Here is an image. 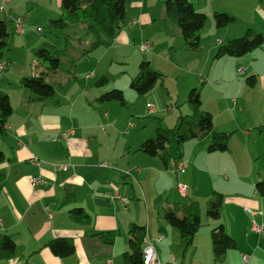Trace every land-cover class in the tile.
I'll use <instances>...</instances> for the list:
<instances>
[{
	"label": "crops",
	"instance_id": "1",
	"mask_svg": "<svg viewBox=\"0 0 264 264\" xmlns=\"http://www.w3.org/2000/svg\"><path fill=\"white\" fill-rule=\"evenodd\" d=\"M259 1L260 4H257L256 0H253L254 8L247 17L240 14L238 8L230 9L228 6L222 8L234 15L235 22L238 19V25L232 26L234 22L220 31L210 29L209 34H200L201 41L207 39L209 44L205 47L201 46L197 53V62L192 69L189 68L188 72L195 74L197 80L198 73L203 72L204 74L200 76L205 75V78L201 81L210 82L214 86L212 91L225 84L227 79H232L230 81H236L237 85L230 97L238 95L242 98L248 87L241 78L237 77V66V69H242L241 74H250L246 78L254 76L253 89L258 88L264 91V48L239 57L214 58L221 44L233 37H239L248 28L264 35V0ZM163 2L164 0L156 2L160 10L163 8ZM206 3H209V0H206ZM211 5H209L210 10ZM214 8L213 12L221 9L218 6ZM22 9L20 0H10L4 5L3 10H0V18L8 19L7 23L14 30V20L20 18L14 15ZM126 9H128L126 11L129 18L116 33L113 43H128L132 38L142 35L141 38L147 28L151 27L155 32L166 33L168 31L166 41L169 40L172 45L169 53L174 51L175 58L176 56H190L192 60L195 58L194 55H190L191 51L185 48L184 42L179 45L180 47L174 48V41L180 38L181 33L179 28L177 30L172 23L163 20L164 8L163 16H161L162 11L150 10L148 6L146 7V0H126ZM49 17L51 14H48ZM21 27L24 30L22 21ZM13 32L18 33L15 30ZM9 38L10 32L8 44ZM8 51H11L10 45ZM167 57L169 58L170 54ZM149 62L154 70L161 72L159 66L154 65L157 63L156 60ZM33 63L32 67L24 72L27 74L21 77L38 73L34 70ZM168 63L180 67L178 63ZM0 67H2L0 72L4 71L7 61L5 63L0 61ZM8 74L6 72L1 75L0 89L8 95L11 102L9 87L11 81L7 78ZM56 74L57 72L53 76ZM189 85L190 90L196 88L194 81ZM203 87L205 90L208 89L204 83ZM22 96L28 102L51 100H37L30 93L29 95L24 93ZM227 100L228 98L224 95L217 96L213 100L207 92L204 90L201 92L202 109L212 114L214 130L234 133V136L239 135L237 137L231 135L228 150L219 153L207 151L210 143L209 136L186 141L182 146L179 161H185L187 166L180 173H172L159 157L139 150L141 143L150 134L152 128L150 123H147L150 124L149 133L144 134L143 130L146 131V128L138 129L136 125L130 132L125 133L121 132V128H115L121 127L123 123L86 125L81 123H12L9 122V117L6 124L7 133L1 136L5 139L0 140V151L5 157L0 163V219L2 223L0 240L3 236H8L15 241L16 248L12 257L0 258V264H123L120 261V255L128 250V247L127 240L123 241L121 237L124 235L126 237V231L133 223L147 226V235L152 240L159 259L163 251L164 257H172L173 262L180 259L179 264H184L186 252H183L184 244L178 231H173L170 229L173 227L167 225L159 231L157 228L159 223L164 225V222L158 218V212L161 208L172 207L175 201L178 202L177 196L181 194L178 190L179 183L187 185L185 197L199 200L192 185L195 183L196 174L208 172L209 167L214 169L222 162H225V166L226 163L232 165L234 163V142L241 146L247 158L250 159L252 171L246 174L244 171L239 172L237 168L224 167L231 177L230 179L227 176L226 182L236 181L239 177L247 181L240 182L241 187L235 186L240 188L235 192H228L229 194L217 189L213 191H221L222 194L224 193L223 196L225 195L227 203H223L220 223L236 241V247L227 251L225 260L228 257L241 259L246 256L247 264H256L264 259V234L251 229L252 222L264 228V193H260L256 187V183L264 180V132L258 128L264 125V122L249 126L244 120L241 121L246 115L245 102L241 99L240 107L230 110ZM25 106L27 105H23ZM262 119L264 121V115ZM157 125L162 126L160 123ZM157 125H155L154 133ZM165 125L168 124L165 123ZM246 126L248 127L245 128ZM249 127H252L254 131L250 132ZM69 129H73L74 133L68 136L65 133L70 131ZM113 136L116 137V142L121 139L119 144L117 142L115 146L106 148L105 153H102L99 138L113 139ZM212 171L210 170L209 173ZM35 179L37 181L34 182ZM188 183L191 184L192 195L189 193ZM181 195L184 197L183 194ZM208 195L212 194L206 196ZM120 197H125L128 202H121ZM169 200H172L173 204L168 203ZM46 206L53 213L52 217L48 216ZM74 209L81 210L78 212L82 215L87 214L88 218L80 219L77 212H73ZM217 223L207 221L209 229ZM239 224L241 225L238 228ZM113 232L117 235L112 244L96 236L97 233ZM198 236L200 235L197 233L190 248L197 247L195 242ZM203 236L207 239L209 231H205ZM53 239L71 240L74 246L73 252L63 257L53 254L46 246ZM206 248L209 252L211 251L209 239Z\"/></svg>",
	"mask_w": 264,
	"mask_h": 264
},
{
	"label": "rangeland",
	"instance_id": "2",
	"mask_svg": "<svg viewBox=\"0 0 264 264\" xmlns=\"http://www.w3.org/2000/svg\"><path fill=\"white\" fill-rule=\"evenodd\" d=\"M20 1L23 9L14 16L20 17L24 30L22 33H14L11 25L9 26V45L11 51L5 52L4 57L0 59L2 63L7 61V67L4 71L0 72V77L8 72L7 78L11 81L9 87L13 113L10 116L9 122L81 123L85 125L92 123H123L121 127H115L114 125L113 127L117 129L121 128V132L125 133L127 131L130 132L132 127L136 125L138 129L146 128V131L143 130L144 134L149 133L148 130L151 124L152 128L150 134L145 138L148 139L155 135L154 129L157 123H160L162 126L164 125L163 127L172 128L179 114L185 115L190 112L186 99L191 88L189 84L193 81L196 84V89L199 91L200 96L201 92L204 90L213 100H215L217 96L222 97L224 95L225 98L227 97V103L229 104L228 109L230 110L240 107L242 99L247 107L246 115H244L241 121L244 120L249 126L254 123L264 122L262 121V115H264L263 90L258 88L253 89L245 84L248 88L242 98L238 95L230 97L231 93L235 90L237 82L230 81L232 79H227L225 84L217 88V90L212 91L214 86L211 85L210 82L201 81V79L205 78V75H203V77L200 76V74H204L203 72L198 73V80L195 74L188 72L196 64L198 52H189L190 55H194L193 57L195 58L193 60L189 58L190 56H176L175 58L174 51L169 53L170 46L172 45L169 43V40L166 41L168 39V31L166 33L155 32V30L150 27L145 31L143 37H141L142 39L140 38L142 35H140L137 36V38H132L128 43L118 44L112 42L107 47L96 48L89 52L88 55L83 56L85 50L89 49L90 43L94 40L91 34L86 33L85 28L80 24H73L63 31H52L47 24L48 19L56 18L59 13L58 0ZM157 1L158 0H146V7L148 6L150 10L162 11L161 16H163L164 6L160 10V7H158L156 3ZM190 1L196 5L198 11L207 15L206 24L200 33L201 35L204 33L209 34L210 29L212 31H220L222 29L216 28L214 25L212 18V10L215 9L214 6L221 8L214 11L227 13L230 12L222 8H226V6L230 9L238 8L240 14L246 17L251 14L250 12L254 8L253 0H209V3H206V0ZM210 1L213 2L210 3ZM256 2L260 4L259 0H256ZM209 5H211V10L209 9ZM54 10H56V13H54ZM48 14H51V17L48 18ZM126 15V19H128V12ZM7 21L9 20L7 19ZM238 23L237 19V22L232 26L238 25ZM173 27L178 30L177 26L174 25ZM244 32L245 31H243L239 37H241ZM66 35L73 38L71 47L65 50L64 55L61 57L57 74L53 76L52 80L48 78V82L54 87V99L46 101H26L22 95L24 93L29 95V93L20 86L18 79L22 75L27 74L24 72L32 67V63L35 60L36 46L40 44L42 40H45L51 43L56 42L59 48H64L63 38ZM181 37L182 35L180 38L175 39L173 44L174 48H178L180 47L179 45L183 44L184 40ZM170 38L173 39V37ZM145 44H149L150 48L146 50L141 49ZM207 44H209L207 39L201 41L202 47H205ZM168 54H170L169 58L167 57ZM153 59L157 62L154 63V65L157 64L161 70V72H158L163 74V81L161 84L156 83L154 88L146 94H138L130 87V78L137 74L138 69L136 68L139 67L141 61H150ZM168 62L178 63L180 67H175ZM237 67V77L241 78L243 83H246L245 78L250 74H241L240 68L237 69ZM203 83L208 87L207 90L203 87ZM113 89L120 90L123 93L125 100L124 104H121L118 100L100 101L98 99L101 94ZM216 93H218V95H216ZM23 105H27L28 107H23ZM149 105L153 107L152 111H150ZM180 109H182V111ZM262 111L263 113H261ZM165 123L168 125H165ZM247 127L248 126L245 128ZM105 128L108 131V128ZM249 128L250 132L254 131L252 127ZM111 131L112 129L109 130V133ZM238 135L239 134H237V136ZM232 136H234V133ZM237 136L235 135L234 137ZM1 138L5 139L0 136V140ZM119 141H117L118 144ZM99 142L101 144L100 151L102 153H105L106 148H111L117 143L116 137L114 136L113 139L101 137L99 138ZM247 157L248 156H246L241 149V146L237 142H234V163H232V165L226 163L225 166V162H222L215 166L214 169L209 167V171L213 170L211 173L208 171L196 174L195 183L192 185L196 192V196L199 197V200L197 199L195 201L199 203L202 225L197 232L198 235H200L196 237L195 243L197 247L190 248L186 251L184 264H247L243 262L242 258L238 259L237 257H228L222 263L214 262L212 251L209 252L206 248L208 239L210 240V229L207 224L209 220L206 217V209L207 200L211 198V195H206L212 194L215 189L227 193L230 191L235 192V190L239 189L241 187L240 182L247 181V179L239 177L238 180L235 179L236 181L226 182L225 179L227 176L230 177V175L228 171L224 170V167L229 169L237 168L239 172L244 171L247 174L249 171H252L251 161ZM188 186L189 193L192 195L193 191L191 190V184L188 183ZM221 191L217 192L221 193ZM179 195L180 196H177L178 202L175 201V204L179 202L183 203L186 200L181 194ZM168 203L173 204V201L169 200ZM224 203H227L225 197ZM240 225L241 224L238 225V228ZM170 229L177 231L175 228ZM127 231L126 237L124 235L121 239L123 241H125V239L127 240L128 247ZM205 231H209L207 239L203 236ZM164 254L165 253L162 251V257L160 258L162 264H167V262H170V264H179L180 259L173 262L171 260L172 257H164ZM120 259V261H123L122 255H120ZM256 264H264V259L259 260Z\"/></svg>",
	"mask_w": 264,
	"mask_h": 264
},
{
	"label": "trees",
	"instance_id": "3",
	"mask_svg": "<svg viewBox=\"0 0 264 264\" xmlns=\"http://www.w3.org/2000/svg\"><path fill=\"white\" fill-rule=\"evenodd\" d=\"M164 21L176 25L184 40V46L190 51L198 52L201 49L200 33L204 29L207 15L198 11L196 5L190 0H164ZM126 0H59V13L56 18L49 19L47 24L52 31H63L70 25L80 24L84 26L86 33L91 34L94 40L83 56L99 47L110 45L118 30L126 21ZM212 18L216 28H223L235 22V17L227 12L214 11ZM9 24L4 18H0V59L9 50L8 36ZM64 48H59L56 42L42 40L35 50L34 70L35 75L21 77L19 84L37 100L52 99L54 87L48 82V78L58 72L60 59L65 50L71 47L73 38L66 35ZM264 48V35L248 28L241 37L228 39L221 44L214 58L223 56L239 57L250 54ZM163 75L155 71L147 60L141 61L137 74L130 79V87L138 94L144 95L154 88L156 83L161 84ZM249 87H254V76L245 79ZM100 101L118 100L125 103L123 93L113 89L104 92L98 97ZM190 112L179 115L172 128H164L157 125L155 136L141 143L139 150L151 156H157L167 167L171 160L179 161L183 144L188 140H198L210 137L207 146L208 152H224L228 150V142L233 133L215 131L213 117L210 112L202 109V101L196 88L190 90L186 99ZM12 114V105L8 95L0 89V136L7 133V121ZM264 132V125L258 127ZM4 154L0 151V163L4 160ZM260 193H264V180L256 183ZM185 197V196H184ZM185 202L176 203L172 207H163L158 212L164 225L159 223L158 230L164 226H171L178 231L183 242L185 253L193 243L195 236L202 225L199 203L195 199L185 197ZM224 196L220 192H213L207 200L206 217L209 221L218 222L210 229L211 251L214 262L225 261L227 251L236 247L235 239L230 236L222 223L221 213ZM77 212L80 219H87V214ZM82 216V217H81ZM117 233H97L102 241L112 244ZM128 250L122 253L123 264H143L144 238L147 236V228L144 225L133 223L127 231ZM46 246L53 254L63 257L71 254L74 250L72 241L69 239H53ZM16 248L15 241L3 236L0 240V258H10Z\"/></svg>",
	"mask_w": 264,
	"mask_h": 264
},
{
	"label": "built area",
	"instance_id": "4",
	"mask_svg": "<svg viewBox=\"0 0 264 264\" xmlns=\"http://www.w3.org/2000/svg\"><path fill=\"white\" fill-rule=\"evenodd\" d=\"M10 0H0V10H3L4 8V5L9 2ZM15 22V32H18V33H21L23 31L22 27H21V19L20 18H16L14 20ZM150 48V45L149 44H145L142 46L141 49H149ZM239 70L242 71V69L240 68ZM150 107V111L153 110V107L151 105H149ZM70 130V129H69ZM73 130V129H72ZM68 131L66 132L65 134L66 135H72L74 133V130L72 131ZM187 164L185 161H175V160H171L169 163H168V169L172 172V173H180L182 172L183 170H185ZM129 173V171H127ZM37 181L36 179L34 180V182ZM178 190L180 191L181 194H183L184 196L187 194V185L184 184V183H179L178 184ZM119 200L121 202H124V203H127L128 200L125 198V197H120ZM47 213H48V216L49 217H52L53 216V213L49 210V208L46 206L45 207ZM1 219H0V226H1ZM251 229L259 234H264V228L260 225H257L255 222H252L251 223ZM159 240V239H158ZM146 247V245H145ZM146 249L149 250V258H148V262L149 264H159V257L157 255V252L155 250V247H146ZM243 259V262L246 263L247 261V257L246 256H243L242 257ZM109 263L111 261H108Z\"/></svg>",
	"mask_w": 264,
	"mask_h": 264
},
{
	"label": "bare ground",
	"instance_id": "5",
	"mask_svg": "<svg viewBox=\"0 0 264 264\" xmlns=\"http://www.w3.org/2000/svg\"><path fill=\"white\" fill-rule=\"evenodd\" d=\"M14 30H15V22H14ZM2 68V67H0ZM154 247L153 243H152V240L149 238V236L147 235L145 238H144V247H143V264H149L148 262V258H149V250L146 249V247ZM159 264H162L161 261H159Z\"/></svg>",
	"mask_w": 264,
	"mask_h": 264
}]
</instances>
